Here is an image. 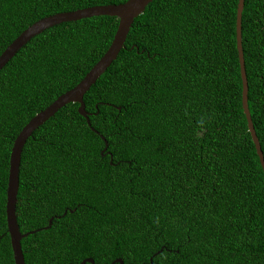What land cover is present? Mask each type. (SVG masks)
<instances>
[{"label": "trees", "instance_id": "16d2710c", "mask_svg": "<svg viewBox=\"0 0 264 264\" xmlns=\"http://www.w3.org/2000/svg\"><path fill=\"white\" fill-rule=\"evenodd\" d=\"M125 1L0 0V54L43 17ZM237 3L152 0L85 93L89 125L69 103L32 132L15 206L20 232H32L20 242L25 264H264V174L241 105ZM117 25H54L0 70V264H14L13 141L80 82ZM241 45L264 158V0H244Z\"/></svg>", "mask_w": 264, "mask_h": 264}, {"label": "water", "instance_id": "95a60500", "mask_svg": "<svg viewBox=\"0 0 264 264\" xmlns=\"http://www.w3.org/2000/svg\"><path fill=\"white\" fill-rule=\"evenodd\" d=\"M152 0H127L120 4H108L100 6H91L69 12L56 13L47 17H43L36 22L28 26L22 31L0 54V70L1 68L22 48L31 38L40 34L45 29H48L54 25L77 21L83 18H90L94 16H112L118 19V25L113 39L102 57L91 67V69L85 74V76L78 82L73 88L58 96L50 105L45 109L35 114L28 123L21 129L16 138L13 141L10 156H9V168L6 187V225L7 232L10 238V246L12 250V256L14 264H25L23 253L21 250V239L31 234L27 232L22 234L17 224L15 206L17 202V193L19 187V168L21 161L22 148L24 147L27 139L31 136L32 132L51 118L60 108L69 103H77L78 113L83 116L89 125V114L85 111V104L83 97L90 87L95 84L99 77L106 71L111 63L117 58L119 52L124 48L126 37L129 33L131 25L134 19L139 16L145 9V7L151 3ZM244 0H238L236 8L235 18V38L236 49L238 55V63L240 69V78L242 83L241 91V105L242 110L246 118L247 129L250 133L252 142L255 146L256 154L258 156L263 174H264V158L260 148L258 138L256 136L251 116L247 104V79L245 73L244 57L241 45V14L243 10ZM93 131L94 129L90 127ZM103 140L104 138L101 137ZM107 148V143L102 151ZM102 154V152H101ZM112 158V157H110ZM51 220H49L50 222ZM151 262V258H150ZM94 264V261L90 258L84 259L80 264ZM113 263L123 264L121 259H116Z\"/></svg>", "mask_w": 264, "mask_h": 264}]
</instances>
